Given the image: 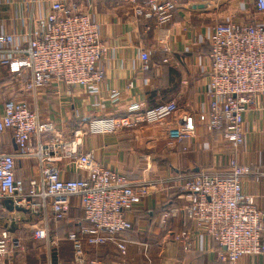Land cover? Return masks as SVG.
<instances>
[{
    "label": "built area",
    "instance_id": "built-area-1",
    "mask_svg": "<svg viewBox=\"0 0 264 264\" xmlns=\"http://www.w3.org/2000/svg\"><path fill=\"white\" fill-rule=\"evenodd\" d=\"M40 1L30 3L36 7ZM82 1L47 0L42 15L36 11L30 15L27 31H0V66L7 67L20 79L22 91L20 95L0 100V135L11 130L19 149V153L0 152V200L11 199L14 205L26 208L31 214L45 218L51 213L55 220L61 221L75 197L86 221L67 235L73 260H51L48 264H105L97 258H88L86 249L110 241H116L117 248L125 251L126 245L117 237L133 228L130 215L155 186L147 182L134 184L125 174L101 164L93 151H84L85 136L164 123L179 112L177 143L196 136L200 119L208 132L220 131L237 155L245 137V114L264 107V101L260 102L264 95V21L253 17L240 21L234 13L216 22L208 39L207 111L181 109L175 100L151 107L135 101L118 113L93 116L71 135L57 133L45 139V134L54 128L42 121L40 112L25 95L47 92L58 95L63 88L69 93L98 94L106 77L104 63L110 45L102 35L100 23ZM123 1L133 8L136 17L153 20L156 26L169 24L177 9V3L172 0ZM255 9L264 15V0H255ZM40 21L44 26L38 25ZM169 61L170 57L163 59ZM139 62V69L148 71L150 52L141 50ZM133 85L132 81L128 84ZM110 97L118 102L120 92L111 89ZM17 156L35 158L38 175L27 181L18 178ZM235 157L222 171H200L180 178L176 184L187 193L186 218L198 232L214 241L217 257L224 264H241V258L246 255L264 256V210L242 186L244 176L264 173L254 172ZM62 163L65 171L76 177L66 178ZM33 235L47 241L53 249L59 244L57 238H51L45 224L36 227ZM193 236L190 229L171 234L185 252L192 250ZM23 248L19 235L8 229L0 232V257ZM112 264L127 262L120 258Z\"/></svg>",
    "mask_w": 264,
    "mask_h": 264
},
{
    "label": "crops",
    "instance_id": "crops-1",
    "mask_svg": "<svg viewBox=\"0 0 264 264\" xmlns=\"http://www.w3.org/2000/svg\"><path fill=\"white\" fill-rule=\"evenodd\" d=\"M30 1L3 0L0 31H27L30 15L35 11L42 15L48 6L43 4L47 0H41L36 7ZM172 1L177 3V9L173 20L165 26H156L153 20L136 17L133 8L123 0L82 1L100 23L102 35L110 45L104 63L106 77L98 94L69 93L63 88L58 95L52 92L25 95L31 106L40 112L42 121L54 128L53 132L45 134V139L57 133L71 135L93 116L118 113L119 109L135 101L151 107L175 100L181 109L207 111L208 39L213 25L234 13L240 21L251 17L264 21V15L256 11L255 0ZM38 25L42 27L44 23L40 21ZM141 50L150 52L148 71L139 69ZM165 57H170V61L163 62ZM19 80L7 67L0 66L1 101L22 93ZM131 81L133 87L128 86ZM111 89L120 92L118 102L112 101ZM263 101L264 95L260 97V102ZM178 114L164 123L144 125L139 129L85 136L84 151H93L101 164L125 174L134 184L155 185L130 215L133 229L117 237L126 245V250L120 251L116 241H110L100 247H88V258H97L105 264L120 258L127 264H224L217 257L214 241L198 232L186 218L187 193L176 184L180 178L200 171H222L235 156L240 164L264 173V107L245 114V137L237 155L220 131L208 132L200 119L197 120L196 136L177 143ZM0 152L19 153L11 130L0 135ZM61 166L66 178L76 177L65 171L63 163ZM15 171L18 178L27 181L38 175L37 160L17 156ZM242 186L264 210V175H246L242 178ZM85 223L83 209L75 197L66 218L61 221L55 220L51 213L42 218L28 211H11L4 199L0 200V232L10 230L19 235L24 244L22 251L0 257V264L70 262L74 254L67 235ZM42 224L51 238L59 240L56 249L47 241L34 237V229ZM182 229H190L194 234L190 252H185L182 245L171 238L172 233ZM240 262L264 264V256L246 255Z\"/></svg>",
    "mask_w": 264,
    "mask_h": 264
},
{
    "label": "water",
    "instance_id": "water-1",
    "mask_svg": "<svg viewBox=\"0 0 264 264\" xmlns=\"http://www.w3.org/2000/svg\"><path fill=\"white\" fill-rule=\"evenodd\" d=\"M4 203L9 210H18V211H24L27 212V209L19 206V205H14L13 201L11 199H4Z\"/></svg>",
    "mask_w": 264,
    "mask_h": 264
},
{
    "label": "trees",
    "instance_id": "trees-1",
    "mask_svg": "<svg viewBox=\"0 0 264 264\" xmlns=\"http://www.w3.org/2000/svg\"><path fill=\"white\" fill-rule=\"evenodd\" d=\"M135 209H136V208H135ZM132 229H133V228H132ZM132 229H131V230H132ZM129 231H130V230H129ZM127 232H128V231H127Z\"/></svg>",
    "mask_w": 264,
    "mask_h": 264
}]
</instances>
